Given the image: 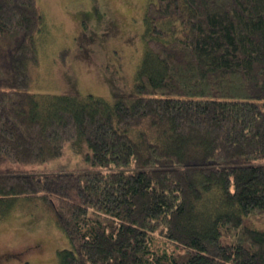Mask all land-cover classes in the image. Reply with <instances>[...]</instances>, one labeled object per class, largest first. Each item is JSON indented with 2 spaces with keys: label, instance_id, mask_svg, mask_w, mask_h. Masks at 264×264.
Here are the masks:
<instances>
[{
  "label": "trees",
  "instance_id": "obj_1",
  "mask_svg": "<svg viewBox=\"0 0 264 264\" xmlns=\"http://www.w3.org/2000/svg\"><path fill=\"white\" fill-rule=\"evenodd\" d=\"M143 23L129 92L35 93L44 16L0 0V164L78 143L89 165L0 172V218L45 204L58 264H264V0H152Z\"/></svg>",
  "mask_w": 264,
  "mask_h": 264
},
{
  "label": "rangeland",
  "instance_id": "obj_2",
  "mask_svg": "<svg viewBox=\"0 0 264 264\" xmlns=\"http://www.w3.org/2000/svg\"><path fill=\"white\" fill-rule=\"evenodd\" d=\"M45 26L37 35V63L24 88L35 93H127L146 47L143 17L152 0H35ZM82 144L43 164H0V172L58 173L88 168ZM163 247V241L158 240ZM68 241L36 198L19 199L0 218V264H58Z\"/></svg>",
  "mask_w": 264,
  "mask_h": 264
}]
</instances>
